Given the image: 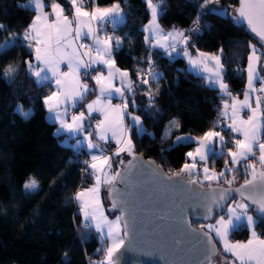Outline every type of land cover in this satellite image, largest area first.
<instances>
[{
	"label": "trees",
	"instance_id": "1",
	"mask_svg": "<svg viewBox=\"0 0 264 264\" xmlns=\"http://www.w3.org/2000/svg\"><path fill=\"white\" fill-rule=\"evenodd\" d=\"M27 2L0 0V25L5 29L0 31V45H5L0 49V264H88L103 256L102 251H97L103 247L98 231L82 220L74 199L81 168L89 154L83 148L64 144V135L56 133V123L45 117L43 98L53 86L51 82L38 84L28 67L33 62V51L23 37L35 11L22 7ZM57 2L64 5L70 16L68 0ZM97 2L101 7L119 2L124 12L123 22L111 33L120 39L118 47L115 42L112 45L116 66L127 70L132 80L138 72L147 71L145 79L149 83L133 84V91L126 97L129 111L140 116L143 129L141 132L136 126L130 127L135 153L153 159L168 174L178 172L189 161L186 153L197 144L177 141L176 137L186 134L200 137L220 128L219 110L229 97L188 71L184 55L163 54L152 47L144 29L150 19L145 0ZM236 4L237 0H219L208 7H225L230 12ZM160 7V27L182 30L192 22L198 4L163 0ZM203 12L186 50L194 55L197 49L205 52L221 49L224 81L231 92L244 91L249 42L259 46L257 39L246 27L237 24L231 12L226 16L208 13L207 9ZM12 40L15 44L7 46L6 42ZM9 65L16 71L6 77L4 70ZM152 67L153 73L159 74L158 79L148 75ZM149 91L151 97L147 95ZM20 107L31 110V115L22 117L17 111ZM222 132L231 139L226 129ZM109 155L112 175L119 163ZM222 164L223 158H210L207 162L214 168ZM239 175L243 181L244 173L240 171ZM31 179L39 184L34 192L24 187ZM90 182L91 176L84 186ZM192 223L198 226L201 221ZM256 231L264 237V224ZM249 234L243 227L230 238L247 240Z\"/></svg>",
	"mask_w": 264,
	"mask_h": 264
},
{
	"label": "snow or ice",
	"instance_id": "2",
	"mask_svg": "<svg viewBox=\"0 0 264 264\" xmlns=\"http://www.w3.org/2000/svg\"><path fill=\"white\" fill-rule=\"evenodd\" d=\"M71 8V18L65 12L63 4L57 0H29L28 4L22 5L26 9L34 10L36 15L33 22L25 30L23 39L28 42V47L35 53L37 67L29 62L28 67L31 74L37 78V83L43 85L54 78L56 91L45 97L44 103L50 113H54L56 119L60 121L62 129L69 132L80 133L85 130V122L91 118L92 113H100L102 120L96 121L98 139L108 141L114 140L118 147L114 151L115 156L127 153L135 156V146L132 143L130 129L124 124V117L128 109V100L124 98L125 87L129 92L133 91V80L127 71H121L115 67V60L112 58V45L115 42L118 47L119 37L111 35H100V26L110 23L115 26L123 21V9L119 2L108 7L99 6L97 0H68ZM148 8L151 10V22L147 30L155 35L156 45L169 51H174L177 44L185 46L184 56L188 58L189 64L194 68H199L203 72L209 73L208 81L221 90L231 100L223 104L222 116L227 117L226 127L233 133H237L242 138H234L226 141L225 136L219 131L209 130L200 137L177 136V141L187 143L195 142L197 146L193 151L186 153L190 162L183 164L178 172H174L169 180L175 181V186L183 188L185 185H200L203 188L205 182L208 183V190L195 192L194 189H187L195 192L194 202L188 207L193 210L203 209V219L211 220L218 217L213 223L201 225L199 234L191 230L192 239L197 244L203 246L204 259L200 264H214L213 257L219 254V249L213 241L217 238L225 254L232 257L224 258V264H264V238L257 234V227L264 224V0H239V7L235 9V21L246 24L248 30L257 38V44L249 42L250 54L247 57V90L243 93V100L234 96L229 90L228 84L224 82L223 69L220 55L206 54L197 49L196 57L187 51V45L191 37L184 31L174 30L165 33L158 23V16L161 14V5L153 3V0H146ZM219 0H203L199 5L202 12L207 9L208 13H215V6ZM45 9H48L46 11ZM226 15V13H221ZM201 16L198 15L194 24L197 26L192 31H197ZM4 26L0 25V31H4ZM82 37H91L92 44L79 43ZM7 46H12L15 41H7ZM5 45H0V49ZM222 51V50H221ZM94 53V55H93ZM66 63L67 71H61L60 65ZM93 65H104L107 68V76L99 69H95L96 75H89V79L95 80L99 86V95L95 100L86 105V111H80L79 115L71 116V123H68L67 108L69 103L72 107L77 106V102H82L86 95L94 92L88 83L81 80V69H92ZM16 69L9 65L4 70L6 77L12 76ZM50 74V75H49ZM148 75L159 78V74H154L152 69H148ZM119 79L120 87L115 81ZM144 84L149 81L140 77ZM259 84V86H257ZM113 93L122 98L121 105H113L111 102ZM151 97L152 93H147ZM81 106L82 103H81ZM247 110L248 115L243 113ZM19 114L28 118L31 110L24 111L18 108ZM131 115L130 113H127ZM131 119L137 125L141 124L140 116L131 115ZM172 124L179 128L175 121ZM89 127L91 124L89 123ZM143 129L141 128V132ZM110 134V136H109ZM87 147L100 149L101 155H92L90 168L93 170L96 184L87 190L78 191L74 199L81 205L83 216L86 221H91L98 232L103 234L109 243L97 249L102 251L103 256L99 261L91 264H120L122 249H125L126 240L129 234L130 224L135 226L134 217L129 213V219L123 215L115 220H109L104 214L103 206L100 203L99 191L101 183L111 185L119 172L112 175L111 157L104 155V149L98 143H93L91 135L86 137ZM79 143V142H78ZM229 143L234 144V148L228 147ZM217 145L220 151H217ZM227 148V151L225 149ZM229 159L225 161V167L220 172L210 170L207 162L210 158ZM119 163L123 164L121 160ZM154 163V162H153ZM259 165V167H258ZM134 165L129 162V168ZM244 173L243 183L237 187L233 185L237 181L236 173ZM202 175L203 179L199 177ZM186 179H182L185 178ZM215 182L216 187H213ZM221 185H226L221 186ZM26 190L36 191L39 187L35 179H31L24 185ZM239 197L237 199L236 197ZM120 208L122 212L128 213L126 202L113 200V208ZM219 209L220 211H215ZM254 212L256 215L250 214ZM223 212V214H221ZM227 217V218H225ZM180 222L185 226L184 231L189 232L191 221L188 219L186 209H181ZM246 227L251 238L246 242H233L230 236L241 228ZM180 244V240H176ZM126 250V249H125ZM67 256V253H65Z\"/></svg>",
	"mask_w": 264,
	"mask_h": 264
},
{
	"label": "water",
	"instance_id": "3",
	"mask_svg": "<svg viewBox=\"0 0 264 264\" xmlns=\"http://www.w3.org/2000/svg\"><path fill=\"white\" fill-rule=\"evenodd\" d=\"M237 7L239 0L233 8L234 18ZM237 24L247 28L246 24ZM249 33L254 37V34ZM135 156V160L130 155L123 160L124 163L114 172H119L120 176L111 185L107 184L105 190L106 199L114 212L119 216L123 215L125 219L130 218L129 213L134 217L135 226L130 224L126 250H121L123 255L120 264H200L204 259L203 246L197 244L190 234L191 230L199 234L200 227L192 221L209 222L215 216L211 220H205L202 208L193 210L188 205L194 202L195 192L207 191L208 185L203 188L198 184L177 187L174 180L168 179L172 174H168L153 159L138 153ZM129 162L134 167L129 168ZM241 183L243 181L233 187ZM187 189H194L195 192ZM113 200L118 203L126 202L128 213L122 212L119 207L114 209ZM181 209H186L191 221L187 233L180 222ZM176 240H180L179 245ZM213 241L215 242L214 238Z\"/></svg>",
	"mask_w": 264,
	"mask_h": 264
},
{
	"label": "rangeland",
	"instance_id": "4",
	"mask_svg": "<svg viewBox=\"0 0 264 264\" xmlns=\"http://www.w3.org/2000/svg\"><path fill=\"white\" fill-rule=\"evenodd\" d=\"M216 9H217V12L219 13V14H221V13H226V15H228V14H230V12H231V14H232V16H233V8H231L230 9V12L227 10V8H225V7H216ZM150 10V9H149ZM150 12H151V10H150ZM221 15H224V14H221ZM226 15H224V16H226ZM151 22V20L148 22V25H149V23ZM105 24L106 23H104V25L102 26V29L100 28V35L101 36H104V35H111V33H109V32H107L106 30H105ZM118 24V23H117ZM111 27L112 28H114L115 26H113V25H111ZM112 36V35H111ZM87 38H89V40H90V42H88L87 41V39H85V38H83L82 37V39H81V42L82 43H85V44H89V45H91L92 44V40H91V37H87ZM257 47H259L258 45H257ZM264 50V49H263ZM200 52H203V53H206V54H216L215 52H205V51H200ZM219 53V52H218ZM249 54H250V52H249ZM248 54V55H249ZM216 55H218V54H216ZM193 57H196V55H193ZM247 63H248V61H246V64H245V72H246V68H247ZM201 69H199V68H195L194 69V71L195 72H199ZM83 71V70H82ZM202 71V70H201ZM203 72V71H202ZM206 73V72H205ZM81 80H82V78H81ZM83 81V80H82ZM127 88L125 87V90H126ZM247 90V72H246V82H245V85H244V91L242 90L241 91V89H240V91H239V93L238 94H236V93H234V92H232V94L234 95V96H238L239 97V99H241V100H243V93L245 92ZM220 92L222 93V94H224L221 90H220ZM87 96V95H86ZM92 98V97H91ZM125 99H127L126 97H124ZM88 99V98H87ZM119 99H120V96H118V98L116 99V102L118 103V105H121V102L119 101ZM84 101V100H83ZM82 101V102H83ZM228 103H231V100H230V98L228 99V100H226ZM225 102V101H224ZM224 102H223V104H224ZM81 103V102H80ZM79 102H77V106L76 107H72L71 106V103H69V106H68V108H67V116L65 117V119L67 120V122L68 123H71V112H72V110H77L78 111V115H79V112L80 111H84V109H82V106L81 105H79L80 104ZM222 104V105H223ZM84 106V105H83ZM222 111H223V106H221V109H220V112H221V116H222ZM85 112V111H84ZM127 113H130L131 115H134L133 113H131L130 111H129V109H127ZM125 114V116H128L129 117V119H130V121H128V125L130 124V126H136V128L138 129V131H140L141 130V128H142V124H139V125H137V124H135L134 122H133V120L131 119V115H128V114ZM85 115H86V113H85ZM243 115H245V117L248 115V112H247V110H245V112L243 113ZM87 116V115H86ZM137 116V115H136ZM224 119H225V123L224 122H222V126L220 127V128H218V129H216V128H213V129H211V130H215V131H219V132H221V134L222 135H224L225 136V139H226V141H231V140H233L234 138H242V136H240L239 134H237V133H233V132H231V136H232V139H230V137H227L225 134H223V132H222V130L223 129H228L227 127H226V125L228 124V123H230V121H228V119H227V117H224V116H222ZM124 119H125V117H124ZM224 123V124H223ZM91 126H95V125H91ZM91 128L92 127H90V129H88L87 131L86 130H84L83 132H80V133H74L75 135H73V139L72 140H68V138L66 139V140H63V141H65V142H67V143H70V145L73 147V148H84V149H86L87 150V152H88V154H89V156H88V159H84V161L85 162H87V163H91L92 161V155L93 154H95V155H101V152H100V149H97L96 151H93V150H95V149H93V148H88L87 147V139H86V137L88 136V135H91V138H92V141H93V143H98V144H100V148H102L103 147V145L104 144H106V143H108V142H102V141H100L98 138H97V141H94V137L92 136V134H91ZM61 125H60V122H59V124H58V131H61ZM62 130H64V131H67V129H62ZM69 132V131H68ZM187 136H192V135H190V134H186V135H181V137H187ZM193 137V136H192ZM79 142V143H78ZM101 142V143H100ZM217 147V151L219 152L220 151V146L219 145H217L216 146ZM228 147H230V148H234V144L233 143H229L228 144ZM89 149V150H88ZM98 150H99V152H98ZM225 151H227V148L225 149ZM114 153V152H113ZM112 153V154H113ZM104 155H107V156H109V154H106L105 152L103 153ZM189 159V158H188ZM229 158L227 157V156H224L223 157V164H222V166L220 167V168H214V167H211V166H208L209 168H210V170H215L216 172H220L221 170H223L224 169V167H225V161H227ZM188 162H190V161H188ZM89 165V168H90V164H88ZM239 172L240 171H238L237 173H236V176H237V181H236V183H239V182H241V175H239ZM93 173V170L90 168V174H91V177H92V182H90L87 186H84L82 189H80V190H78V191H81V190H87L88 188H91V187H93V186H95V184H96V180H95V176L92 174ZM244 176V175H243ZM200 179H203V177H202V175L199 177ZM235 183V184H236ZM213 184H215V182H213ZM106 184L105 183H101V186H100V191H99V198H100V203L102 204V206H103V211H104V214L108 217V219L109 220H115L119 215H118V213H116V212H114V210L111 208V206L109 205V203H108V201H107V199H106V193H105V190H106V186H105ZM206 185H208V183L207 182H205V184H204V186H206ZM226 186V185H225ZM237 198V197H236ZM237 199H239V198H237ZM75 202H76V205H77V207H78V212H79V214L81 215V217H82V220L84 221L85 219H84V216H83V211H82V209H81V205H80V203L78 202V201H76L75 200ZM221 214H223V212H221ZM250 214H252V215H254L255 216V213L254 212H251L250 211ZM218 217H214L213 218V220H211V221H209V222H201V223H198V226L201 228V225H207L208 223H213L214 221H215V219H217ZM225 218H227V217H225ZM89 222V224L91 225V226H93L94 228H95V225L94 224H92V222L89 220L88 221ZM96 229V228H95ZM99 233V236H100V239H101V241H102V246H105L107 243H109V241L107 240V238L103 235V234H101L100 232H98ZM215 240H216V244L218 245V247H219V254L217 255V256H215L214 257V264H224V258H225V256H227V258L228 259H231L232 257L230 256V254H225L224 252H223V250H222V247H221V245H220V243H219V241H218V239L217 238H215V237H213ZM251 238V233L249 234V237L247 238V240L248 239H250ZM261 238H264V237H261ZM233 242H236V241H240V242H246L247 240H235V239H233V238H230Z\"/></svg>",
	"mask_w": 264,
	"mask_h": 264
},
{
	"label": "crops",
	"instance_id": "5",
	"mask_svg": "<svg viewBox=\"0 0 264 264\" xmlns=\"http://www.w3.org/2000/svg\"><path fill=\"white\" fill-rule=\"evenodd\" d=\"M146 1V0H145ZM28 2H29V0H28ZM28 2H27V4H28ZM149 9V8H148ZM46 11H48V9H45ZM149 12H150V10H149ZM36 15V13L34 14V16ZM70 18H71V15L69 16ZM234 17V16H233ZM34 19V18H33ZM33 19H32V21H31V23L33 22ZM123 20H124V12H123ZM151 20V12H150V19H149V21ZM148 21V22H149ZM123 22V21H122ZM122 22H119L118 24H116L115 26H117V25H119V24H121ZM30 23V24H31ZM104 24H102L101 26H100V28L102 29V26H103ZM112 25V24H111ZM147 26H148V23L144 26V29H145V32H146V37H147V39L149 40V42H150V44L152 45V47H154V48H156V49H158V50H160L163 54H169V51L168 50H166V49H164V48H161V47H158V46H155L156 45V39H155V35L154 34H152V33H150L148 30H147ZM174 30H179V29H173V30H164L163 29V31L165 32V33H168V32H173ZM182 31V30H181ZM83 38H85V37H83ZM82 39V38H81ZM81 39H80V41H79V43H82L81 42ZM85 39H87V41L88 42H90V40H89V38H85ZM219 52V53H218ZM215 53L216 54H218V55H220V57H221V63L223 64V62H222V55H223V53H222V51H221V49H219V50H217V51H215ZM93 55H94V53H93ZM170 55H172V56H179V55H184L183 54V52H181L180 51V49L179 48H175V50L174 51H171V53H170ZM194 55H197V53L196 54H194ZM185 57V56H184ZM185 59H186V62H187V64H186V67H187V69H188V71H190V72H192V73H194L195 75H197V76H200V77H202V79L205 81V83L207 84V85H209L210 87H214V88H216V89H218L219 90V88H218V86H216V85H214V84H212V83H210L209 81H208V79H207V77L209 76V73H205V72H202L201 70L199 71V72H195L194 71V67L192 66V65H190L189 64V61H188V58L187 57H185ZM32 65H33V67H37L38 66V62L35 60V53H34V51H33V62H32ZM96 65H93V67H95ZM101 66V68H102V72L104 73V75L105 76H107V74H108V72H107V68L104 66V65H100ZM115 67L116 68H119V67H117L116 66V64H115ZM60 69H61V71L63 72V71H67L68 70V68H67V64L66 63H63V64H61L60 65ZM121 71H127V70H125V69H121V68H119ZM82 70L84 71L85 69H81V72H82ZM128 72V71H127ZM97 74V73H96ZM95 74V75H96ZM50 75V74H49ZM34 77V79L36 80V82H37V78L35 77V76H33ZM94 81V85H95V91L94 92H92L93 93V95H91L90 96V93H88L87 94V96H86V98L84 99V101L83 102H81L82 103V105H84V106H82V109H84V111H85V113H86V115L88 116V113H87V111H86V105L88 104V103H91L93 100H95L96 98H97V96L99 95V86L98 85H96V83H95V80H93ZM49 82H51L52 83V90H51V92L48 94V95H51L52 94V92H54V91H56V84H55V81H54V78L51 80V81H49ZM225 82V81H224ZM226 83V82H225ZM115 84H116V86L117 87H120L121 85H120V82H119V79H117L116 81H115ZM227 84V83H226ZM220 91V90H219ZM48 95H46V96H48ZM45 96V97H46ZM118 94H116V93H113V96H112V99H111V102H112V104L113 105H118V103L116 102V99L118 98ZM45 97L43 98V105H44V107H45V117H46V119L48 120V121H50V122H54V123H56V133L57 134H63L64 135V139L63 140H66L67 138H68V140H72L73 138V135H75L74 134V132H68V130L67 131H64V130H62L61 129V131H58L57 129H58V124H59V120L58 119H56V117H55V114L54 113H50L49 111H48V109H47V106L45 105V103H44V100H45ZM92 97V98H91ZM88 98V99H87ZM229 99V98H228ZM227 99V100H228ZM80 103V102H79ZM81 103L79 104V105H81ZM223 106V105H222ZM77 115H78V113H77ZM91 115H97L98 116V120H102L103 119V116H102V114H100V113H92ZM220 115H221V112H220ZM97 120V121H98ZM128 121H130V119H129V117L127 116V119H124V124H125V126L127 127V128H129L130 129V124L128 125ZM89 120H86V122H85V130L87 131L88 129H90V127H92L91 128V134H92V136L94 137V141H97V138H98V135H97V130H96V128H95V126H88L89 125ZM224 123H225V121H224ZM223 123V124H224ZM228 132H229V135L231 134V132H230V130L229 129H226ZM109 136H110V134H109ZM231 139H232V136H231ZM62 140V141H63ZM102 142H104V141H102ZM105 142H110V143H113V144H115L116 145V143H115V141L114 140H111V138L108 140V141H105ZM63 143L64 144H69L70 145V143H67V142H65V141H63ZM101 143V142H100ZM100 145V144H99ZM84 149V148H83ZM87 149V148H86ZM86 149H84L85 151H87ZM102 149H104L103 147H102ZM89 150V149H88ZM97 149H95V150H93V151H96ZM97 152V151H96ZM98 152H99V150H98ZM112 156H114L115 157V159L118 161V163H119V161H121V160H124V159H126L129 155L127 154V153H122L120 156H115L114 155V153L113 154H111ZM110 156V155H109ZM92 161V160H91ZM89 164H91V163H89ZM121 163H119V165H120ZM258 167H259V165H258ZM88 169H89V174H90V168H89V165H88ZM109 175H111V174H109ZM90 176H91V174H90ZM107 185V184H106ZM105 185V186H106ZM84 222L85 223H87V224H89V222L88 221H86V220H84ZM90 225V224H89Z\"/></svg>",
	"mask_w": 264,
	"mask_h": 264
},
{
	"label": "built area",
	"instance_id": "6",
	"mask_svg": "<svg viewBox=\"0 0 264 264\" xmlns=\"http://www.w3.org/2000/svg\"><path fill=\"white\" fill-rule=\"evenodd\" d=\"M189 1L198 4V8L196 10V13L194 15V18H193L192 22L182 29V31H184L186 35H189L191 37L192 34L196 32V31L193 32L192 29L197 27L194 24V21L196 20L197 16L199 14H201V8L199 7V5L201 3H203V0H189ZM105 30L107 32H109V33L113 32V28L111 27L110 23H106L105 24ZM176 47L179 48L181 52H184V50H185V47L182 44H177ZM95 69H99L100 71L102 70L100 65H96L95 67H92V69L84 70V71L81 72V78H82L83 82L88 83L90 88H95V85H94L93 79H89V75L88 74L95 75L96 74V71H94ZM151 69L153 71L154 67H152ZM237 70L240 71L241 67H237ZM86 72L88 74H86ZM146 75H147V71L146 72H138L136 77L133 79V82H134L133 84L142 83L140 77H143L145 79ZM257 86H259V84H257ZM239 91L240 90H237V91H235V93L238 94ZM128 92L129 91L126 89L124 97H127ZM119 101L122 104L123 101H122L121 97H120ZM77 113H78L77 110H72L71 116L72 115H77ZM125 119H127V116H125ZM97 120H98V116L97 115H91V118L89 119V122H90L91 125H95ZM218 121L220 123H222L224 121V118L220 115V110H219V114H218ZM117 147H118V145H115L113 143L108 142V143L104 144V152L106 154H112ZM89 163L86 162V164L83 165L82 168H81V181H80V185L78 187V190L82 189L84 187L85 182L90 180V174L87 171V166H88ZM88 264H91V263H88Z\"/></svg>",
	"mask_w": 264,
	"mask_h": 264
}]
</instances>
